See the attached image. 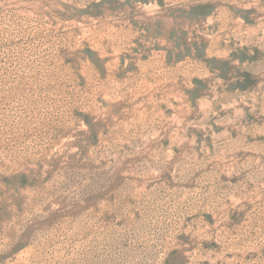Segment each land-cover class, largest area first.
<instances>
[{
  "label": "rangeland",
  "instance_id": "374dc122",
  "mask_svg": "<svg viewBox=\"0 0 264 264\" xmlns=\"http://www.w3.org/2000/svg\"><path fill=\"white\" fill-rule=\"evenodd\" d=\"M0 264H264V0H0Z\"/></svg>",
  "mask_w": 264,
  "mask_h": 264
}]
</instances>
